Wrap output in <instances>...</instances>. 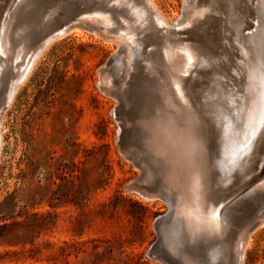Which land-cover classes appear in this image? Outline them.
Returning <instances> with one entry per match:
<instances>
[{"label":"rangeland","instance_id":"374dc122","mask_svg":"<svg viewBox=\"0 0 264 264\" xmlns=\"http://www.w3.org/2000/svg\"><path fill=\"white\" fill-rule=\"evenodd\" d=\"M138 2L0 0V112L6 109L0 264H192L185 258L208 264V245L224 238L226 264H233L240 229L264 212L259 188L264 133L258 134L264 130L262 1L156 0L171 17L168 27ZM68 26L50 46L45 49L46 42L39 48ZM180 49L191 56L185 73L172 70L164 53ZM39 52L13 100L4 105L13 83ZM259 65L263 88L256 95L262 103L252 107L246 123L247 70ZM250 88L256 87L250 83ZM139 96L142 110L134 106ZM188 113L203 151L202 211L208 217L215 209L212 218L224 221L219 236L186 229L176 190L172 202L163 196L144 198L125 187L144 178L143 189L162 188L166 166L141 127L147 118L172 116L180 130ZM254 232L242 264H264V225ZM200 244L201 258L193 253Z\"/></svg>","mask_w":264,"mask_h":264},{"label":"bare ground","instance_id":"6f19581e","mask_svg":"<svg viewBox=\"0 0 264 264\" xmlns=\"http://www.w3.org/2000/svg\"><path fill=\"white\" fill-rule=\"evenodd\" d=\"M25 1V0H23ZM257 1V0H256ZM262 1V5H263V9H264V0H261ZM136 2V1H135ZM139 3V2H138ZM197 3V2H196ZM195 3V4H196ZM234 3V2H233ZM139 4H142L145 9L147 8V10L150 11L151 13V16L160 21L164 27H168L170 26V16H168L167 14H165L160 7L158 5V3L156 2V0H142L141 3ZM218 4V3H217ZM240 4V3H239ZM251 4V3H250ZM135 5V4H134ZM138 5V4H137ZM206 5V4H205ZM256 5V4H255ZM254 5V6H255ZM142 6V7H143ZM237 6V4H236ZM198 7V6H197ZM253 7V6H252ZM260 7V6H259ZM141 8V7H140ZM144 9V8H143ZM198 10V8H197ZM211 10V9H210ZM140 12V11H139ZM232 14V13H231ZM244 14V12H243ZM261 14V13H260ZM140 15V14H139ZM138 15V16H139ZM211 15V14H209ZM131 16V15H130ZM129 16V17H130ZM194 16V15H193ZM133 17V16H131ZM197 16H195L196 18ZM198 17H200L198 15ZM209 17V16H208ZM207 17V18H208ZM236 18V16H235ZM210 19V18H209ZM172 20V19H171ZM192 20V19H191ZM190 20V21H191ZM203 20V19H202ZM237 20V19H236ZM235 20V22H236ZM261 20V19H260ZM135 21V20H134ZM138 21V20H137ZM157 21V22H158ZM201 21V20H200ZM242 21V20H241ZM262 21V20H261ZM207 22V21H206ZM136 23V22H135ZM154 24V22H152ZM191 23V22H190ZM193 23V22H192ZM248 23V22H247ZM136 24H139V23H136ZM155 24H156V21H155ZM196 24V23H195ZM207 24V23H206ZM210 24V23H209ZM193 25V24H191ZM197 25V24H196ZM208 25V24H207ZM211 25V24H210ZM208 25V27L210 26ZM249 25V24H248ZM140 25H138L139 27ZM157 26V28H159L160 26V23L159 25H155ZM188 26V25H187ZM75 27V26H74ZM78 27V26H77ZM136 27V26H135ZM142 27V26H141ZM189 27V26H188ZM195 27V26H194ZM237 27V26H236ZM243 27V26H242ZM241 27V28H242ZM250 27V26H249ZM253 27V26H252ZM256 27V25H255ZM198 28V26H197ZM240 28V27H239ZM240 28V29H241ZM163 29V28H162ZM194 29V28H193ZM73 30V29H72ZM156 30V29H155ZM165 30V29H164ZM169 30V28H168ZM166 30V31H168ZM189 30H192L191 28ZM199 30V29H198ZM208 30V29H207ZM206 30V31H207ZM217 29H215L216 31ZM236 30V29H235ZM256 30V29H254ZM80 31V30H79ZM160 31V30H159ZM195 31V30H194ZM203 31V30H202ZM221 31V30H220ZM219 31V32H220ZM244 31V29H243ZM251 31V30H249ZM259 31V30H258ZM75 32V31H74ZM73 32V33H74ZM77 32V31H76ZM201 32V31H200ZM235 32V31H234ZM13 33V32H12ZM70 33V32H69ZM68 33V34H69ZM78 33V32H77ZM80 33V32H79ZM160 33V32H158ZM164 33V32H163ZM167 32H165L166 34ZM169 33V32H168ZM190 33V32H189ZM239 33V32H237ZM260 33V32H258ZM64 34V33H63ZM63 34H59L58 36L56 37H59ZM67 34V35H68ZM72 34V32H71ZM76 34V33H75ZM153 34V32H152ZM162 34V32H161ZM160 34V35H161ZM193 34V33H192ZM236 35V32L234 33ZM246 34H249L248 32ZM264 34V33H263ZM66 35V36H67ZM156 35V34H155ZM154 35V37H156ZM164 35V34H163ZM199 35V34H198ZM211 35V34H210ZM218 35V33H217ZM253 35V34H252ZM255 35V34H254ZM65 36V35H64ZM153 36V35H152ZM195 36V35H194ZM216 36V35H215ZM214 36V37H215ZM220 36V34L218 35ZM222 36V35H221ZM220 36V38H221ZM55 36L54 37H51L47 40V45H45V49L48 47L49 44H51L50 42H52V40L54 38H56ZM151 37V36H150ZM165 37V35L163 36ZM169 37V36H168ZM183 37V36H182ZM237 37V35H236ZM132 38V37H131ZM162 38V37H161ZM166 38V37H165ZM179 39H181L180 37H178ZM218 38V37H217ZM1 39V37H0ZM156 39V38H155ZM154 39V40H155ZM171 39V38H170ZM173 39V38H172ZM198 39V38H197ZM203 39V37H202ZM249 39V38H248ZM131 40V39H129ZM153 40V41H154ZM163 39H161L162 41ZM185 40V39H184ZM201 40V39H200ZM220 40V39H218ZM262 40V38H261ZM260 41H257V42H261ZM111 41V40H110ZM132 41V40H131ZM177 41V40H176ZM204 41V40H203ZM264 40H262L263 42ZM107 42V41H106ZM118 42V41H117ZM120 42V40H119ZM156 42V41H155ZM163 43L165 42L162 41ZM174 42V41H171V43ZM192 42V41H191ZM199 42V41H198ZM220 42V41H219ZM105 43V42H104ZM112 43V42H111ZM121 43V42H120ZM125 44V41L123 42ZM170 43V42H169ZM169 43H166V44H169ZM203 43V42H202ZM109 44V42H108ZM113 44V43H112ZM111 44V45H112ZM118 44V43H117ZM128 44V43H127ZM126 44V45H127ZM161 44V43H160ZM174 44V43H173ZM201 44V42H200ZM219 44V43H218ZM258 44V43H256ZM264 44V42H263ZM262 43H259V46L260 45H263ZM5 44L2 43V47L4 46ZM130 45V44H129ZM159 45V44H157ZM164 45V44H163ZM162 45V46H163ZM204 45V44H202ZM50 46V45H49ZM173 46V45H172ZM192 46V45H191ZM194 46H195V43H194ZM223 46V45H222ZM255 46V45H254ZM118 47V46H117ZM128 47V46H126ZM124 47V48H126ZM180 47V46H179ZM219 47V46H218ZM261 47V46H260ZM156 48V47H155ZM158 48V47H157ZM170 48V47H169ZM243 48V46H242ZM2 49V48H0ZM162 49V48H161ZM164 49V48H163ZM162 49V50H163ZM222 49V48H221ZM258 49V47H257ZM3 50V49H2ZM21 50V49H19ZM130 50V49H129ZM154 50V48H153ZM259 50V49H258ZM264 50V49H263ZM225 51V50H224ZM223 51V52H224ZM3 52V51H2ZM159 52V51H158ZM178 52V53H176ZM190 52V51H189ZM8 53V52H7ZM37 53V52H36ZM43 53V52H42ZM157 53V52H155ZM165 56L168 60V63H169V66H171L172 70L174 71H184L185 73V70H186V65H188V62H189V59H190V55L189 53H186V52H183L181 49L180 51H175V50H170V51H165ZM242 53V52H241ZM260 53V51H259ZM257 52V54H259ZM262 53V52H261ZM5 54V53H4ZM263 54V53H262ZM15 55V54H14ZM17 55V54H16ZM192 55V54H191ZM39 56H41L40 52L38 54H36L32 59H30V63L27 65L23 75L21 76V79H19V81H17V83H13V91L10 95V99H9V102L7 103V106L10 104V102L13 100L14 98V95L18 89V86L21 85L25 79L27 78V76L29 75V73L31 72L32 68L34 67L35 63L38 61L39 59ZM155 56V55H154ZM160 56V55H159ZM262 56V55H261ZM20 57V56H19ZM153 57V56H152ZM178 57V59H177ZM202 57V56H201ZM157 57H155L156 59ZM22 59V58H21ZM24 59V58H23ZM22 59V60H23ZM158 59V58H157ZM183 59V64L179 65L178 62ZM194 59V58H193ZM201 59V58H199ZM255 59V58H254ZM19 60V59H18ZM21 60V62H22ZM27 60V59H26ZM25 60V61H26ZM260 60V57L259 59ZM256 60V62L258 61ZM24 61V60H23ZM146 61V60H145ZM194 61V60H193ZM255 61V60H254ZM19 63V61H17ZM20 62V64H21ZM160 62V60L158 61ZM232 62V61H231ZM255 62V63H256ZM261 62V61H260ZM13 64V63H12ZM15 64V63H14ZM24 63H22L23 65ZM164 64V63H163ZM167 64V62H166ZM194 64V63H193ZM247 64V63H246ZM254 64V63H253ZM257 64V63H256ZM259 64V63H258ZM20 65V66H22ZM244 65V64H242ZM252 65V64H250ZM193 66V65H192ZM196 66V65H195ZM247 66V65H246ZM262 66V65H261ZM260 65L258 67H253V68H249L247 71V84H248V93H249V100H248V107L246 109V114H245V120H246V123L248 122V119H249V116H250V111L252 109V107L254 108V106H257V105H261L262 103V99H258L257 98V95H256V92L258 93V87L259 88H263V85L261 84L260 82V79H261V72L263 70V68L261 67ZM16 67V66H15ZM19 67V65H18ZM25 67V66H24ZM23 67V68H24ZM147 69V68H146ZM162 70V69H161ZM171 70V69H170ZM16 71V69H15ZM160 71V70H159ZM161 72V71H160ZM172 72V71H171ZM241 72V71H240ZM174 73V72H173ZM172 73V74H173ZM239 73V72H238ZM17 74V73H16ZM177 75V74H176ZM164 76H168L167 74L164 75ZM178 76V75H177ZM237 77V76H236ZM13 78V77H12ZM152 78V77H150ZM11 79V78H10ZM175 79V78H173ZM169 80H170V77H169ZM148 81V80H147ZM146 81V82H147ZM161 81V80H160ZM159 81V82H160ZM149 82V81H148ZM147 82V83H148ZM163 83V81H162ZM250 83L253 84L256 88H250ZM161 84V83H160ZM159 84V85H160ZM143 85V84H142ZM141 85V86H142ZM146 85V84H145ZM149 85V84H148ZM165 85V83H164ZM1 86V85H0ZM147 86V85H146ZM171 86V85H170ZM245 86V85H244ZM145 87V86H144ZM160 87V86H159ZM165 87V86H164ZM194 87V86H193ZM150 88V86H149ZM162 88V87H161ZM166 88V87H165ZM168 88V87H167ZM245 89L247 87H244ZM243 88V90H245ZM163 89V88H162ZM239 89V88H238ZM1 91V90H0ZM7 92V91H6ZM161 91H159L160 93ZM170 92V91H169ZM197 92V91H196ZM244 92V91H243ZM242 92V94H244ZM4 94V92H3ZM162 94V93H161ZM175 94V93H174ZM171 95V94H170ZM252 95L255 96V98L253 99L252 98ZM241 96V95H240ZM245 95H243L244 97ZM2 97V96H1ZM156 97V96H155ZM154 97V98H155ZM242 97V96H241ZM242 97V98H243ZM262 98H264V95L261 96ZM4 98V97H3ZM183 99V97H180ZM247 98V97H246ZM170 99V98H169ZM196 99V97H195ZM240 99V98H239ZM245 100V98H243ZM242 99V100H243ZM141 102V97H136L135 98V104L134 106L135 107H140L139 104H142L139 103V101ZM145 100V99H144ZM177 100H178V97H177ZM148 102V101H147ZM166 102V100L164 101ZM178 102V101H177ZM242 102H245V101H242ZM146 103V102H145ZM149 103H153L152 101L148 102V105ZM179 103V102H178ZM183 103V102H182ZM193 103V102H192ZM235 103V102H234ZM155 104V103H154ZM236 104H239V103H236ZM263 104H264V101H263ZM144 105V104H143ZM183 105V104H182ZM181 105V106H182ZM153 106L152 105V109H153ZM180 106V105H179ZM185 106V104H184ZM189 106V105H188ZM192 106V105H191ZM245 106V105H244ZM243 106V108H244ZM4 107V106H3ZM156 107V106H155ZM165 107V106H164ZM186 107V106H185ZM184 107V108H185ZM242 107V106H241ZM143 108L140 107V109ZM147 108H149L147 106ZM146 108V109H147ZM198 108V106H197ZM139 109V108H138ZM139 109V110H140ZM167 109V108H166ZM189 109V108H188ZM5 110L3 108V110L0 112V150H1V147H2V131H3V121L5 119ZM142 110V109H141ZM155 110V109H153ZM164 110V109H163ZM241 109H239V112H242V110L240 111ZM244 110V109H243ZM165 111V110H164ZM167 111V110H166ZM172 111V110H171ZM179 111V110H178ZM200 111V109H199ZM147 112V111H145ZM163 112V111H162ZM175 112V111H174ZM184 112V110H183ZM148 113V112H147ZM146 113V114H147ZM150 113V112H149ZM177 113V112H175ZM200 113V112H199ZM197 113V114H199ZM178 114V113H177ZM240 114V113H238ZM149 115V114H147ZM147 115H146V118H147ZM176 115V114H175ZM202 115V114H201ZM152 116V115H151ZM163 116V115H162ZM186 116V122L184 124L185 127L181 128L179 130V128L177 127L176 123L173 121L174 119L171 117H167L162 120L161 118L156 117L154 118V116L151 118V120H145V122L143 123V127H141L143 130H145L144 132H146L144 135L147 136L148 139H150L149 141V145H150V149L152 152H154L159 159V162L163 163L165 166H166V175H165V179L163 181V184H162V187H165L166 185L168 186H173L174 185V190H176V194L179 196L180 198V202L178 204H182V208H181V212L183 214V217H184V224H185V227L186 229L188 230H191L195 235H208V234H214V235H221L224 233L225 231V223L222 219H218V218H212L211 214L215 211L211 213V210H210V213L208 214L209 216L207 217L206 216V213L202 211V207H201V204L204 200V193H205V185H206V175L205 173L203 172L204 171V159H203V151H202V148L200 146V143L198 141V137L196 135V127L193 125L192 123V116L190 115V113H188L187 115L185 114ZM237 116V115H236ZM199 117V116H198ZM237 117H240V115H238ZM182 119V118H180ZM202 119V118H201ZM238 119V118H237ZM236 121V120H235ZM196 122V121H195ZM238 122V121H237ZM137 125V124H136ZM240 127V125H239ZM141 129V130H142ZM206 129V128H205ZM216 129V128H215ZM140 130V129H139ZM142 130V131H143ZM213 130V129H212ZM211 130V131H212ZM141 131V132H142ZM153 132L154 135H148L147 133L148 132ZM202 131V130H201ZM143 132V133H144ZM205 132V131H204ZM214 132V131H213ZM212 132V134H213ZM208 133H209V130H208ZM211 133V132H210ZM260 133H264V130H261L258 134ZM141 134V133H140ZM222 135V134H221ZM208 136V135H207ZM219 136V135H218ZM256 136V135H255ZM210 137V136H209ZM251 138H253L254 136L251 134L250 136ZM1 160V159H0ZM259 188H261L262 192L261 194H264V181L259 185ZM135 197V196H134ZM144 198H152L153 196H143ZM138 199V198H137ZM141 200V199H140ZM144 202V201H143ZM208 204V203H207ZM207 207V205H206ZM204 208V207H203ZM212 209V210H213ZM246 208H243L242 209V212L245 210ZM205 210V209H204ZM212 215H216V214H212ZM217 217V215H216ZM215 220V221H214ZM262 225H264V219L260 222V224L258 225V227H262ZM257 227V228H258ZM257 228H254L247 236L246 238H243V232H240L239 236H238V241L239 240H242L244 239V242L243 244L239 245V243H237L235 249H234V259L237 257L238 258V262H236V264H242V259H243V256H244V252H245V249L249 246L250 244V241L252 239V235L253 233H255L254 231L257 229ZM258 232V231H257ZM184 244L183 247H184V251H188L186 250V246H185V242L182 243ZM251 245V244H250ZM209 246V262L208 264H218L219 262L222 264H226L228 262V253H227V247H228V243H227V239L224 238V240H222L220 243H215V244H212V246L208 245ZM249 248V247H248ZM193 253L195 254V256L197 255L199 258L203 257V254H204V251H203V247L202 245H198L196 246L194 249H193ZM246 253V252H245ZM187 256V255H186ZM245 257V256H244ZM185 261L187 263H192V264H199L201 262V260H198V261H194V260H190L189 258H185ZM244 262V261H243ZM203 264V263H202ZM234 264V263H233Z\"/></svg>","mask_w":264,"mask_h":264},{"label":"water","instance_id":"95a60500","mask_svg":"<svg viewBox=\"0 0 264 264\" xmlns=\"http://www.w3.org/2000/svg\"><path fill=\"white\" fill-rule=\"evenodd\" d=\"M70 28H71V26H68V27L64 28L63 30H61V31H57L55 33L50 34L44 40V42H42V44H40L39 48H41L47 42V40L49 38L54 37V36L56 37L59 34H63L65 32H67ZM34 56H35V54L33 55V57ZM12 91H13V88L11 87V89L8 92V94L6 96V99L4 101V105H7V103L9 102L10 95H11ZM143 180H144V178L141 179V180L138 179V180L131 181L125 187H126L127 190L132 191V192H135V193H138V194H140L142 196H163V197H166V198L170 199L172 202H174L173 199H175V193H174V189H172L170 186L162 187L157 192L148 191V190L143 189V187H141V185H140V183H141L140 181H143ZM263 219H264V212H262L261 214H258L256 216H254L242 229H240V232H243V238H246V236L254 228H257L258 225L260 224V222ZM240 232H239V234H240ZM243 242H244V239L238 241V237H237L235 247H236L237 243H239V245L240 244L242 245ZM237 260H238V258L236 257L234 259V264H236V262H238Z\"/></svg>","mask_w":264,"mask_h":264},{"label":"snow or ice","instance_id":"6c2138e0","mask_svg":"<svg viewBox=\"0 0 264 264\" xmlns=\"http://www.w3.org/2000/svg\"><path fill=\"white\" fill-rule=\"evenodd\" d=\"M262 23H264V19H262Z\"/></svg>","mask_w":264,"mask_h":264}]
</instances>
